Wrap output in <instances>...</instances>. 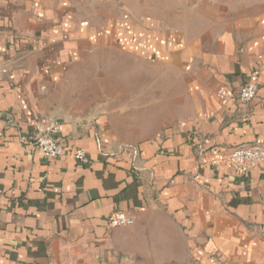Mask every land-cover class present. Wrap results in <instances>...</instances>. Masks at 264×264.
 I'll list each match as a JSON object with an SVG mask.
<instances>
[{"label":"crops","instance_id":"crops-1","mask_svg":"<svg viewBox=\"0 0 264 264\" xmlns=\"http://www.w3.org/2000/svg\"><path fill=\"white\" fill-rule=\"evenodd\" d=\"M102 51L130 65L81 104ZM0 68V264H264V167L226 160L264 142V0H0ZM142 111L158 124L135 136ZM40 116L62 158L26 154Z\"/></svg>","mask_w":264,"mask_h":264},{"label":"built area","instance_id":"built-area-1","mask_svg":"<svg viewBox=\"0 0 264 264\" xmlns=\"http://www.w3.org/2000/svg\"><path fill=\"white\" fill-rule=\"evenodd\" d=\"M5 71V69L0 68V74H5ZM253 76L255 73L250 76L238 92V101L243 105L251 103L256 97L258 85ZM217 93L221 99L228 96L224 89L218 90ZM61 129V122L43 116L37 117L25 147L26 154L38 153L47 162L62 158L65 151L57 140ZM72 158L80 167L86 166L89 162L87 154L81 149L74 150ZM226 160L239 175L244 174L246 170L252 167H264V142L234 148L229 151ZM133 224V218L123 212H115L107 220V226L110 229L129 227Z\"/></svg>","mask_w":264,"mask_h":264},{"label":"rangeland","instance_id":"rangeland-1","mask_svg":"<svg viewBox=\"0 0 264 264\" xmlns=\"http://www.w3.org/2000/svg\"><path fill=\"white\" fill-rule=\"evenodd\" d=\"M112 57H115L116 60L114 58H113L114 60H112L111 59ZM116 61H118L119 64L122 63L124 66L130 65V64H128L129 62L126 59L121 58V57L117 58L114 54H112L111 51H102V52H96V53L90 54V58H89L88 63L86 65H88V67L94 68L96 70L94 72H96L98 74H95V76L94 75H90L89 77H91L93 79H98V81L99 80L101 81V79L103 78V81L101 83L102 87H100L101 90H99V88H98V90L94 91L96 96L88 95V92H86V90L79 89V91H77V95H78V101H80L81 104H83V102H85V104H86V102L87 103L90 102L91 104H94V103L98 102V100L105 99V98H108V99L110 98V96H111V88H110V85H111L110 78H111V76H110V71H111L113 63L114 62L116 64L118 63ZM131 66H135L136 67L135 64L131 65ZM115 67H116V65H115ZM162 92L163 91H161V93ZM125 93L126 92H124V94ZM150 99L151 100H157L155 96L151 97ZM124 100L126 101V99H124ZM159 108H161V110H162V107H159ZM91 109L92 110H98L99 108L95 107V106H91ZM156 109H157L156 107H151L150 114H152L153 111L156 110ZM176 109L177 108L174 109L173 107H171L170 111H175ZM166 110L169 111V108L167 107L165 109V112L167 113ZM134 114L135 113H133V114L131 113L128 116L127 113H124L123 115H124V117L126 118V120L128 122L135 121V122H133L135 124L134 125V129L131 132V133L135 134V136H140L143 133L150 132V126L152 128L153 125H157L158 124V122H156V121H155L156 123L149 122L148 115H147L146 111H142L140 114L139 113L135 114V115ZM153 114H155V113H153Z\"/></svg>","mask_w":264,"mask_h":264}]
</instances>
